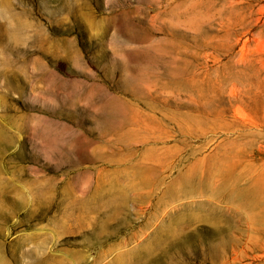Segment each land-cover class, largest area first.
<instances>
[{
  "label": "rangeland",
  "instance_id": "rangeland-1",
  "mask_svg": "<svg viewBox=\"0 0 264 264\" xmlns=\"http://www.w3.org/2000/svg\"><path fill=\"white\" fill-rule=\"evenodd\" d=\"M0 264H264V0H0Z\"/></svg>",
  "mask_w": 264,
  "mask_h": 264
}]
</instances>
